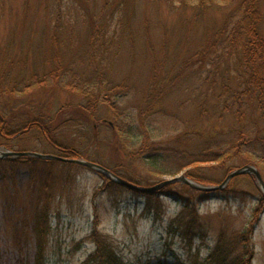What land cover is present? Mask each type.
Wrapping results in <instances>:
<instances>
[{
  "label": "rangeland",
  "instance_id": "374dc122",
  "mask_svg": "<svg viewBox=\"0 0 264 264\" xmlns=\"http://www.w3.org/2000/svg\"><path fill=\"white\" fill-rule=\"evenodd\" d=\"M220 4L195 22L192 11L176 10L165 0H0V83L17 89L0 97V111L13 119L15 131L29 120L52 118L60 141L76 142L106 169L150 185L175 176L152 175L149 165L132 158L139 140L119 144L123 141L112 132L118 123L133 133L148 107L152 115L145 124L157 129L153 144L163 156L169 147L184 155H199L208 144L226 150L242 128L264 136V109L257 96L242 91L246 74L239 55L227 44L208 47L211 40L230 39L231 30L223 29L239 7ZM259 8L264 34V1ZM220 33L224 37L216 38ZM59 68L62 77H56ZM43 78L48 86L23 91L31 80ZM88 81L98 82L95 90L110 94L116 104H100L86 126L68 125L67 118L88 99L66 85ZM7 144L0 150L61 156L38 130ZM20 158H0V264H36L41 212L47 220L41 244L46 264H84L96 250V227L127 264H200L221 234H237L251 222L252 264H264V194L255 177L238 176L229 191L211 194L160 193L161 188L146 195L104 189L102 174L80 165ZM180 165L170 168L178 175L192 171ZM201 171L216 182L226 177L225 170L206 165ZM186 201L201 222L191 242L176 228L180 218L189 217Z\"/></svg>",
  "mask_w": 264,
  "mask_h": 264
},
{
  "label": "trees",
  "instance_id": "16d2710c",
  "mask_svg": "<svg viewBox=\"0 0 264 264\" xmlns=\"http://www.w3.org/2000/svg\"><path fill=\"white\" fill-rule=\"evenodd\" d=\"M160 1V0H159ZM171 4V6L180 10L181 12L192 11L194 14V20L198 21L205 13L210 10H219L221 8L220 3H239V7L236 11V17L233 15L228 22L225 23V29L231 30L230 39H227L224 43L216 40H209L210 44L208 47L212 46H231L233 50L239 55V60L242 69L246 76L245 80L242 82L243 87L242 91H245L251 95H255L256 101L259 103V106L264 109V34L261 31L262 28V14L259 8V2L264 0H165V2ZM192 1V2H191ZM177 3H179L177 5ZM222 36V37H221ZM223 38L224 35L221 33L217 35L216 38ZM208 43V42H207ZM213 48V47H212ZM62 68V67H61ZM60 69V68H59ZM62 69L58 70L56 77H62ZM55 78V76L53 77ZM46 78L41 79L40 81L31 80V82L24 88L26 89L27 94H31L38 90L40 87L48 86ZM157 80L155 77L154 82ZM38 81V82H37ZM84 81H82L83 83ZM89 82V81H88ZM101 82V81H100ZM96 81L82 84L80 87H75L74 85H66V89L72 92H78L79 94L88 99L86 104H82L77 110L78 112L73 116L68 117L66 124H70L74 127H80L88 125L93 122V116L98 110L100 104H107L109 107L113 108L111 105L112 102L115 106V101L110 98V94H105L102 96V90H95ZM101 84V83H100ZM37 86V87H36ZM21 91V93H23ZM246 93V94H247ZM17 94V89L7 86L6 88L1 87L0 83V97L2 96H13ZM241 93L235 96L236 102L241 100ZM241 104V102L239 103ZM240 110L236 111V117L240 118ZM70 115V114H68ZM80 115L82 119L80 121H75V116ZM141 118H144V122L141 121L135 131L127 133L119 128V124H115V129L112 131L115 135H119L123 142L128 145V142L139 140L140 145L137 149L132 152V158L140 160L145 164L149 165L150 173L152 175H157L160 179L163 176H177L178 172L172 170L170 166H173L175 163L180 165L182 168L191 167L192 171L187 172L186 176L189 179H192L196 182L202 184L216 185L220 186L226 177L232 173L234 170L245 165H254L264 174V136H260L259 132H252L242 128L234 138L229 142L230 147L226 150H223L224 146L219 144H208L205 145V148L202 153L198 154H189L184 155V153L177 152L174 148H167L168 155H162L160 152V147L153 144L155 139L159 136L157 129H151L145 124L146 120L152 115L150 107L142 111L139 114ZM117 117V116H116ZM132 117V116H131ZM85 121V123H84ZM13 119L10 118L6 113L0 111V146H4L7 143H12L14 140L22 139L23 136L30 133L33 130H38L41 132V135L46 140V142L54 149L55 152L60 153L59 155L65 158L71 159H84L85 161H91L100 165H104L94 154L87 153L78 148L76 142L71 141H60L57 137V127L55 126L52 118H41L36 120H29L23 126V128L18 131L13 130ZM56 129V130H54ZM118 142L115 141L112 143V148L119 152L120 145H117ZM227 145V144H224ZM219 146V147H218ZM166 151V150H164ZM31 157H22L17 160H30ZM18 162V161H16ZM235 162H240V165H233ZM206 165L209 170L215 171L217 169L225 170L226 177L221 182H216L210 180L207 175L201 171V167ZM117 176L134 183L142 187L153 186L149 183L142 184V182L134 179L130 173L123 174L118 169H109ZM105 178V187L123 189L113 180H110L106 175L102 174ZM253 177V176H252ZM109 187L107 189H109ZM178 189H186L192 193L200 192L193 190L191 187L184 185L182 183H175L168 185L162 188L159 192H175ZM228 186L223 190L217 191H229ZM158 192V193H159ZM201 194V193H200ZM148 195V194H146ZM150 195V194H149ZM204 198H208L209 195L203 193ZM149 198V197H148ZM189 201H186L184 209L189 211L188 218H180L178 222L177 230H181L185 235L186 240L192 241L198 236L200 232L201 222L199 217H197L196 210L191 207ZM261 210H257L254 214V218H258ZM45 213L41 212L39 217V226H38V235H39V246L40 253L37 255L36 264H46L44 253H42V245L45 237V232L47 228V220ZM253 218V220H254ZM258 220V219H257ZM255 222H251L250 226L246 227L244 231L235 233L232 235L223 233L219 236L215 248L209 254V256L200 264H252L254 259V251L252 249V230L254 229ZM98 225V224H97ZM94 239L97 244L96 250L88 256L84 264H127L114 247L112 241L104 235H100L98 227L95 228Z\"/></svg>",
  "mask_w": 264,
  "mask_h": 264
},
{
  "label": "water",
  "instance_id": "95a60500",
  "mask_svg": "<svg viewBox=\"0 0 264 264\" xmlns=\"http://www.w3.org/2000/svg\"><path fill=\"white\" fill-rule=\"evenodd\" d=\"M19 157H34L38 159H43L44 161H55V162H62V163H67V164H75V165H80L86 168H89L97 173L104 174L110 180H113L115 183H117L119 186L129 189L130 191L133 192H138L142 194H154L161 188H164L168 185L175 184V183H182L184 185H187L191 187L193 190L205 192V193H210L211 192H216L217 190H223L225 189L229 183H231V180L241 176V175H250L255 177L256 183L259 184L260 189L262 190V193L264 194V178L262 175V172L260 170L253 166V165H246L232 173H230L226 179L223 181V183L220 186H207L202 183L196 182L192 179H189L186 175L181 174L178 176H175L174 178H171L169 180H165L153 187H142L139 185H136L134 183H131L119 176H117L115 173H113L111 170L106 169L103 165L91 162V161H85L84 159H71V158H65L62 156H57V155H52V154H43V153H38V152H17V151H2L0 150V158L7 159V158H19Z\"/></svg>",
  "mask_w": 264,
  "mask_h": 264
}]
</instances>
